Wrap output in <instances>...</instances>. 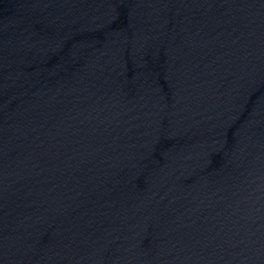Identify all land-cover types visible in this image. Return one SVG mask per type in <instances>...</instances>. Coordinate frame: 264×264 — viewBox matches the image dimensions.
Returning <instances> with one entry per match:
<instances>
[{
	"label": "water",
	"instance_id": "obj_1",
	"mask_svg": "<svg viewBox=\"0 0 264 264\" xmlns=\"http://www.w3.org/2000/svg\"><path fill=\"white\" fill-rule=\"evenodd\" d=\"M0 264H264V0H0Z\"/></svg>",
	"mask_w": 264,
	"mask_h": 264
}]
</instances>
